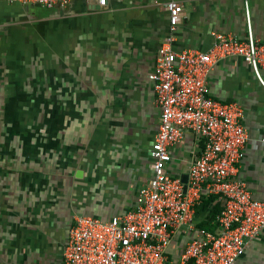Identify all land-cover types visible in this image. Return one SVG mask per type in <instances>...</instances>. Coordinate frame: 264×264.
<instances>
[{
    "label": "crops",
    "instance_id": "0c3cea01",
    "mask_svg": "<svg viewBox=\"0 0 264 264\" xmlns=\"http://www.w3.org/2000/svg\"><path fill=\"white\" fill-rule=\"evenodd\" d=\"M167 1L43 9L0 0V264H62L76 216L108 221L136 207L152 177L160 114L148 76L170 34ZM181 1L173 47L206 51L214 32L245 38V2L264 43V0ZM208 83L215 99L243 107L249 140L237 175L264 201V87L236 56ZM198 150L185 136L169 173L187 174ZM199 214L204 226L208 214ZM187 238L186 229L174 235L173 260ZM237 264H264V230Z\"/></svg>",
    "mask_w": 264,
    "mask_h": 264
},
{
    "label": "built area",
    "instance_id": "2783aa9c",
    "mask_svg": "<svg viewBox=\"0 0 264 264\" xmlns=\"http://www.w3.org/2000/svg\"><path fill=\"white\" fill-rule=\"evenodd\" d=\"M9 4L65 9L70 0H7ZM105 8L107 0H94ZM170 34L160 45L148 78L159 109V127L150 150L152 177L137 196L136 207L103 221L76 216L68 232L62 264H237L247 245L264 230V201L238 178L249 140L244 110L237 101L215 99L212 70L230 57H241L264 87V43L253 35L245 2L247 35L212 33L208 50L173 47L183 15L181 0L165 4ZM194 136L199 150L192 157L186 182L168 171L171 149ZM218 211L213 229L199 224L205 198ZM180 229L187 242L173 260L168 248Z\"/></svg>",
    "mask_w": 264,
    "mask_h": 264
},
{
    "label": "trees",
    "instance_id": "16d2710c",
    "mask_svg": "<svg viewBox=\"0 0 264 264\" xmlns=\"http://www.w3.org/2000/svg\"><path fill=\"white\" fill-rule=\"evenodd\" d=\"M216 201V199L214 197H210V198H205L202 201L201 207L199 208V210H206L210 207H212L211 211L209 212L206 222L204 223L205 228H208L207 226L211 224L212 221L215 220V215L218 211V203L213 205V203ZM203 226V227H204Z\"/></svg>",
    "mask_w": 264,
    "mask_h": 264
},
{
    "label": "water",
    "instance_id": "95a60500",
    "mask_svg": "<svg viewBox=\"0 0 264 264\" xmlns=\"http://www.w3.org/2000/svg\"><path fill=\"white\" fill-rule=\"evenodd\" d=\"M186 179H187V176L185 175V176L183 177V181L186 182Z\"/></svg>",
    "mask_w": 264,
    "mask_h": 264
}]
</instances>
